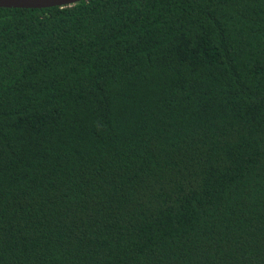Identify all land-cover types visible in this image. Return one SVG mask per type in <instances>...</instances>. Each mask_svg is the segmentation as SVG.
<instances>
[{"label": "trees", "instance_id": "obj_1", "mask_svg": "<svg viewBox=\"0 0 264 264\" xmlns=\"http://www.w3.org/2000/svg\"><path fill=\"white\" fill-rule=\"evenodd\" d=\"M0 264H264V0L0 8Z\"/></svg>", "mask_w": 264, "mask_h": 264}, {"label": "water", "instance_id": "obj_2", "mask_svg": "<svg viewBox=\"0 0 264 264\" xmlns=\"http://www.w3.org/2000/svg\"><path fill=\"white\" fill-rule=\"evenodd\" d=\"M82 0H0V8L42 9L65 7Z\"/></svg>", "mask_w": 264, "mask_h": 264}]
</instances>
